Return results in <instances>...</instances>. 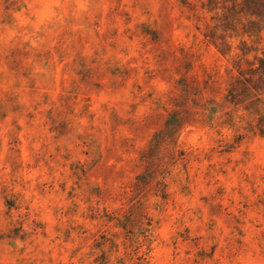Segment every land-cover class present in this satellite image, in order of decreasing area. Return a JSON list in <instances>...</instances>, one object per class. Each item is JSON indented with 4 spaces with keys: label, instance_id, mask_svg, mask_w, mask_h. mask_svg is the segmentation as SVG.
<instances>
[{
    "label": "clouds",
    "instance_id": "9594fccd",
    "mask_svg": "<svg viewBox=\"0 0 264 264\" xmlns=\"http://www.w3.org/2000/svg\"><path fill=\"white\" fill-rule=\"evenodd\" d=\"M0 264H264V0H0Z\"/></svg>",
    "mask_w": 264,
    "mask_h": 264
}]
</instances>
